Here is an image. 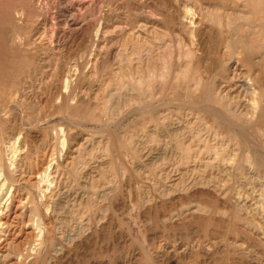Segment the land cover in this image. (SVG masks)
Returning <instances> with one entry per match:
<instances>
[{"label":"rangeland","instance_id":"obj_1","mask_svg":"<svg viewBox=\"0 0 264 264\" xmlns=\"http://www.w3.org/2000/svg\"><path fill=\"white\" fill-rule=\"evenodd\" d=\"M76 1L0 0V144L71 148L17 264H264V0Z\"/></svg>","mask_w":264,"mask_h":264},{"label":"bare ground","instance_id":"obj_2","mask_svg":"<svg viewBox=\"0 0 264 264\" xmlns=\"http://www.w3.org/2000/svg\"><path fill=\"white\" fill-rule=\"evenodd\" d=\"M75 3H77V1L74 2V4ZM186 17L188 16L186 15ZM259 24H264V18L259 21ZM195 25L192 26L195 27ZM197 26L200 27V24L198 23ZM193 31L195 30L193 29ZM98 32H96V35ZM100 34L101 32H99L98 37ZM98 37L97 39H99ZM78 69L74 68L66 74V83L69 86H72L79 77ZM60 96H62L63 100L67 102L68 97L66 95ZM55 135L56 137H54V140L64 144L62 149L60 148L59 152L54 148L50 149V142H43L42 140V147L40 148L42 149V155H36L35 160L36 162L38 161V163L35 166L32 165L31 162L35 156L30 150H25L26 148H23L28 141L26 135L22 132L15 137L6 138L7 140H4V143L0 144V264L5 262L6 264L20 263L29 256L31 251L33 252V250H35L36 252H39V250L42 249V245H44L43 243L46 240V225L44 226L45 223L43 217L35 214V212L38 211L39 207L49 205L48 202L53 196L54 189L57 188V185L59 184V178L63 172L62 169L67 165L69 155L71 154V148L70 146H67L66 142V139H68V133H66L64 129H60ZM36 140L38 139L36 138ZM198 187L200 186L198 185ZM195 191L199 192V190Z\"/></svg>","mask_w":264,"mask_h":264}]
</instances>
